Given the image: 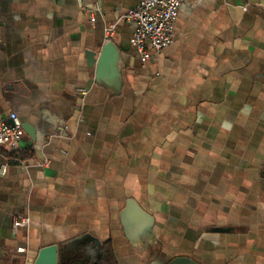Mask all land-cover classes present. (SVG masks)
I'll return each instance as SVG.
<instances>
[{
  "label": "crops",
  "instance_id": "obj_1",
  "mask_svg": "<svg viewBox=\"0 0 264 264\" xmlns=\"http://www.w3.org/2000/svg\"><path fill=\"white\" fill-rule=\"evenodd\" d=\"M139 2L0 0V119L29 126L32 164L0 175V264L55 244L59 264H95L106 244L116 264H264V0H188L146 62L121 19ZM113 23L117 95L86 55ZM130 199L155 248L126 237Z\"/></svg>",
  "mask_w": 264,
  "mask_h": 264
},
{
  "label": "built area",
  "instance_id": "obj_2",
  "mask_svg": "<svg viewBox=\"0 0 264 264\" xmlns=\"http://www.w3.org/2000/svg\"><path fill=\"white\" fill-rule=\"evenodd\" d=\"M188 0H140L139 4L124 14L121 19L131 21L136 30L131 45L136 54L144 61L154 58L174 43L175 22L181 7ZM247 10V6L243 7ZM116 24H109L105 31L106 42L111 41L116 31ZM25 134L21 119L12 113L7 119H0V150L5 163L0 168V175H6L11 163L24 169L32 164L20 155V144ZM49 162L40 165L47 167Z\"/></svg>",
  "mask_w": 264,
  "mask_h": 264
},
{
  "label": "water",
  "instance_id": "obj_3",
  "mask_svg": "<svg viewBox=\"0 0 264 264\" xmlns=\"http://www.w3.org/2000/svg\"><path fill=\"white\" fill-rule=\"evenodd\" d=\"M86 55L88 66L93 69L96 83L108 89L113 95L120 94L123 83L122 66L116 44L113 41L105 42L99 52L88 51ZM27 127L23 126L24 130L29 132ZM120 220L126 237L134 247L143 249L157 246L158 242L151 230L154 223L153 217L145 212L135 200H128ZM139 229L144 231L143 236L136 235ZM78 239L84 238L79 237ZM97 245H101V242ZM98 255H100V250H98ZM189 261V258H177L174 263L187 264ZM34 264H59V246L55 244L41 248Z\"/></svg>",
  "mask_w": 264,
  "mask_h": 264
},
{
  "label": "trees",
  "instance_id": "obj_4",
  "mask_svg": "<svg viewBox=\"0 0 264 264\" xmlns=\"http://www.w3.org/2000/svg\"><path fill=\"white\" fill-rule=\"evenodd\" d=\"M20 155L22 156V153H20ZM95 264H116L114 253L109 244H106L105 247L102 248L100 257Z\"/></svg>",
  "mask_w": 264,
  "mask_h": 264
}]
</instances>
